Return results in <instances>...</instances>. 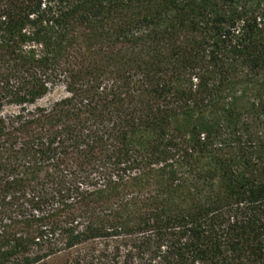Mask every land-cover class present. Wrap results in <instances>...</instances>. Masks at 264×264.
Instances as JSON below:
<instances>
[{"label":"trees","instance_id":"trees-1","mask_svg":"<svg viewBox=\"0 0 264 264\" xmlns=\"http://www.w3.org/2000/svg\"><path fill=\"white\" fill-rule=\"evenodd\" d=\"M58 256L264 264V0H0V264Z\"/></svg>","mask_w":264,"mask_h":264},{"label":"rangeland","instance_id":"rangeland-1","mask_svg":"<svg viewBox=\"0 0 264 264\" xmlns=\"http://www.w3.org/2000/svg\"><path fill=\"white\" fill-rule=\"evenodd\" d=\"M61 92H62L61 90L56 91L55 93L45 98L43 102H47L51 99L58 97L59 95H61ZM63 259H64L63 256H58V257L51 258L47 261H44L41 264H60L63 261Z\"/></svg>","mask_w":264,"mask_h":264}]
</instances>
